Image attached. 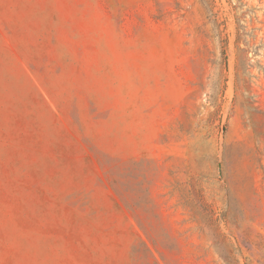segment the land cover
I'll list each match as a JSON object with an SVG mask.
<instances>
[{
	"label": "rangeland",
	"instance_id": "1",
	"mask_svg": "<svg viewBox=\"0 0 264 264\" xmlns=\"http://www.w3.org/2000/svg\"><path fill=\"white\" fill-rule=\"evenodd\" d=\"M0 264H264V0H0Z\"/></svg>",
	"mask_w": 264,
	"mask_h": 264
}]
</instances>
